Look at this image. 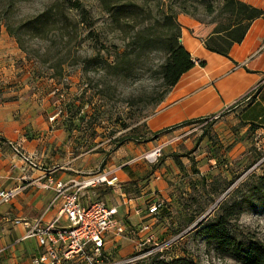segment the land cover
<instances>
[{
  "label": "rangeland",
  "instance_id": "1",
  "mask_svg": "<svg viewBox=\"0 0 264 264\" xmlns=\"http://www.w3.org/2000/svg\"><path fill=\"white\" fill-rule=\"evenodd\" d=\"M60 1L64 0H0V20L5 18L7 23L14 26ZM69 1L80 3L87 21L80 23L72 34L69 54L60 73L50 67L57 64V55L54 54L63 46L57 37H51L49 41L25 39L27 52L24 53L6 32L4 20L0 21V109L5 104L13 108L16 111L13 114L27 122L23 128L24 138L29 142L39 141L42 146L40 150L36 146L38 153L34 154L18 146L29 159L25 162L18 156L23 162L22 171L27 174V171L35 170L46 174L49 170L51 176H63L65 180L72 176H84L87 169L90 175L95 176L112 158L117 160L118 165L122 164L134 157L129 153L132 148L150 138L146 120L157 106L156 100L163 91L159 70L165 60L161 51L140 50L132 55L126 75L113 74L106 69L105 61H112L109 56H114V52L122 48L123 42L109 26L99 1ZM133 1L150 13V17L146 18V22L150 23L161 18L168 7L178 14L208 23L214 14H209L207 7L216 9L222 2ZM8 3L11 5L9 8ZM6 8L8 14L3 16ZM70 15L75 21L79 20L75 11L71 10ZM50 48L49 56L52 59L43 63L45 51ZM100 60L102 62L98 63ZM208 137L211 140L212 136ZM213 137L217 146L219 138L214 133ZM197 138L187 148L179 143L182 139L175 146L168 145L164 151L168 156L177 154L188 159L189 172L194 173V170H198L190 158H194L192 145ZM249 144L250 147L242 153L227 157L220 154L219 149L223 146L211 145L214 164L204 162L199 166L206 173V179L201 178L195 183L198 188L192 187V183L184 184L185 188L190 189V197H183L184 209H187L191 198H195L196 202L199 197V206H196L199 212L186 213L183 217L179 213L176 225L173 226L170 221L167 232L157 237L159 242L174 236H179L178 239L162 253H153L131 264L170 262L177 258L193 264H241L237 261V255L218 253L215 244L206 241L199 233L201 227L214 223L228 208H232V214L227 219L226 228L231 235L245 244L264 241V135L253 137ZM202 146L205 147V144ZM5 148L7 146L0 148V154L4 153ZM174 148H180V152L170 153ZM162 153L154 164L162 159ZM182 166L176 164L183 173ZM184 185H177L176 190L184 191ZM36 191L44 192L38 188ZM9 233L12 234L11 228ZM32 245L33 240H29L20 242L16 248L30 249ZM1 248L3 244H0ZM4 258V253H1L0 261Z\"/></svg>",
  "mask_w": 264,
  "mask_h": 264
},
{
  "label": "crops",
  "instance_id": "2",
  "mask_svg": "<svg viewBox=\"0 0 264 264\" xmlns=\"http://www.w3.org/2000/svg\"><path fill=\"white\" fill-rule=\"evenodd\" d=\"M239 1L264 11V0ZM177 22L181 28L180 42L190 54L194 66L180 77L146 120L150 138L129 151L134 157L119 165L112 158L101 167L98 174L113 172L118 178V185L110 187L99 184L80 192V201L85 205L103 200L109 206L116 207L115 219L129 228H140L144 222H150L151 232L157 237L167 232L170 221L173 226L176 225L179 213L183 217L186 213L199 212V208H196L199 197L196 202L195 198H191L187 209H184L183 197H190V189L185 188L184 184L192 183V187L198 188L195 183L201 178L206 179V173L199 166L204 162L214 164L211 145L216 146V141L213 133L219 138L217 146H223L219 150L224 157L242 153L250 147L249 142L253 137L264 135V20L258 18L251 23L242 42L230 49V59L204 49L203 41L211 34L213 25L199 22L186 14H178ZM200 62L204 65L200 66ZM256 87L253 93L247 95ZM13 112L16 111L8 104L0 109L1 138L22 146L29 154L36 152V146L38 150L42 149L41 142H29L24 138L23 128L27 122L18 119ZM213 115H220V118L207 122L206 118ZM208 135L212 136L211 140ZM196 137L192 155L199 172L193 173L189 172L188 159L177 154L168 156L164 149L172 144L175 146L182 139L179 143L187 148ZM157 147H161L163 156L156 164L144 160L131 163L136 157ZM3 152L0 154V190L17 189L18 194L7 204L0 205V244H3V248L9 247L1 263L29 264V256L37 251L36 240L29 239L33 240L30 249H17L16 245L20 242L13 244L23 235L24 227L13 226L12 222L20 220L32 223L44 213L53 197L52 190L43 188L49 179L66 182L80 180L83 176H72L65 180L63 176L54 178L49 170L46 174L35 170L25 174L22 171L24 168H21L23 162L12 149L7 146ZM179 152L180 148H174L170 153ZM174 156L183 165V173L176 167ZM87 170L84 176H90ZM177 185H184L185 192L176 190ZM37 188L44 192L36 191ZM154 201L163 203L156 218L148 213V207ZM56 213L57 208L54 207L46 213L44 221L49 222L56 217ZM144 236L145 233L120 236L111 232L105 240V251L113 259L127 257L136 251L140 238Z\"/></svg>",
  "mask_w": 264,
  "mask_h": 264
},
{
  "label": "trees",
  "instance_id": "3",
  "mask_svg": "<svg viewBox=\"0 0 264 264\" xmlns=\"http://www.w3.org/2000/svg\"><path fill=\"white\" fill-rule=\"evenodd\" d=\"M98 1L107 16L109 26L118 33L123 42L122 48L117 49L114 56H109L112 61H105L106 69L115 75H126L130 69L132 55L140 50L153 49L161 51L165 55V60L159 70L163 91L156 100V105H158L180 77L194 66L190 54L180 42L181 28L177 22L178 12L174 11L172 7H168L162 12L161 18L154 19L150 23L146 22L150 13H146L143 6L133 0ZM143 1L154 2L157 0ZM9 7L11 5L8 3ZM8 8L2 12L3 16L8 14ZM71 10L77 13L78 21L71 17ZM207 12L214 14L207 23L213 25V29L203 41V47L206 51L227 59H230V49L233 45L242 42L251 23L258 18L264 20V11L239 0H222L216 9L208 6ZM4 19L1 18V20ZM86 21V12L79 2L64 0L53 3L39 14L17 25H10L5 20L3 23L8 35L15 39L19 50L24 53L27 52L25 39L49 41L51 37H57L63 46L54 54L57 55V64L50 65V67L60 73L61 67L65 63V57H68L69 54L68 47L72 34L76 32L80 23L83 24ZM50 51L51 48L45 51L46 58L42 60L43 63H48L52 59L49 56ZM101 62L102 60L98 63ZM199 65L203 66L204 63L200 62ZM174 158L176 164L181 165L178 157L174 156ZM190 160L193 162L192 158ZM194 173L197 171L194 170ZM231 214L232 208H228L225 214H222L214 223L201 227L200 235L206 241H212L218 253L237 255V261L241 264H264V241H250L245 244L237 240L226 228L227 219ZM153 264L193 263L183 258H177L170 262L156 261Z\"/></svg>",
  "mask_w": 264,
  "mask_h": 264
},
{
  "label": "built area",
  "instance_id": "4",
  "mask_svg": "<svg viewBox=\"0 0 264 264\" xmlns=\"http://www.w3.org/2000/svg\"><path fill=\"white\" fill-rule=\"evenodd\" d=\"M256 89L257 87L253 88L247 95ZM219 118L220 115H213L206 118V121L215 122ZM3 146L10 147L14 154L25 162L29 161L22 153L21 148L0 137V148ZM160 153L161 147H157L130 162L144 160L154 164ZM29 163L35 167L33 163ZM118 183V178L113 172L95 176L85 175L80 180L71 179L66 182L49 179L43 188L52 190L51 202L44 213L35 218L32 223L20 220L12 222L13 226L22 225L24 227L23 235L14 244L29 239L36 240L37 251L29 256V264H131L143 260L153 253H162L179 236L159 242L157 236L151 232L152 224L150 222H144L140 228H129L115 219L116 207L109 206L103 200L93 201L89 205L80 201V192L87 188H93L99 184L115 187ZM17 194V189L0 190V205L7 204ZM54 207L57 208L56 217L45 222L44 216ZM162 207L161 201H154L148 207V213L152 218H156ZM111 232L120 236H137L145 233V236L140 238L133 254L113 259L104 248L105 240ZM8 249L9 247L1 248L0 254L5 253ZM0 264H2L1 261Z\"/></svg>",
  "mask_w": 264,
  "mask_h": 264
}]
</instances>
